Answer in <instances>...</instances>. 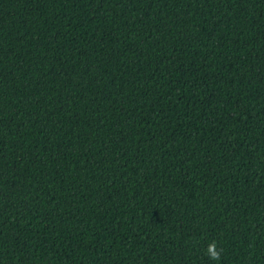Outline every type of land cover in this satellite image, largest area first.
Returning a JSON list of instances; mask_svg holds the SVG:
<instances>
[{
  "label": "trees",
  "instance_id": "trees-1",
  "mask_svg": "<svg viewBox=\"0 0 264 264\" xmlns=\"http://www.w3.org/2000/svg\"><path fill=\"white\" fill-rule=\"evenodd\" d=\"M0 264H264V0H0Z\"/></svg>",
  "mask_w": 264,
  "mask_h": 264
},
{
  "label": "clouds",
  "instance_id": "clouds-1",
  "mask_svg": "<svg viewBox=\"0 0 264 264\" xmlns=\"http://www.w3.org/2000/svg\"><path fill=\"white\" fill-rule=\"evenodd\" d=\"M218 249V244L216 241H212L207 247V253L209 254L210 259L219 261L222 255V249Z\"/></svg>",
  "mask_w": 264,
  "mask_h": 264
}]
</instances>
